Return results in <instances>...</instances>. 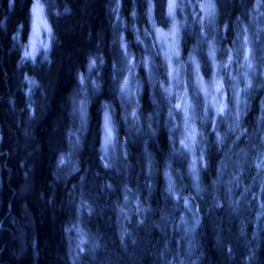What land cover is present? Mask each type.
<instances>
[{"label":"clouds","instance_id":"1","mask_svg":"<svg viewBox=\"0 0 264 264\" xmlns=\"http://www.w3.org/2000/svg\"><path fill=\"white\" fill-rule=\"evenodd\" d=\"M0 264H264V0H0Z\"/></svg>","mask_w":264,"mask_h":264},{"label":"trees","instance_id":"2","mask_svg":"<svg viewBox=\"0 0 264 264\" xmlns=\"http://www.w3.org/2000/svg\"><path fill=\"white\" fill-rule=\"evenodd\" d=\"M213 255H215V254L213 253Z\"/></svg>","mask_w":264,"mask_h":264}]
</instances>
